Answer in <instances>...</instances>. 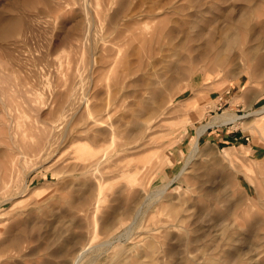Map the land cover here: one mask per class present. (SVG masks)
Masks as SVG:
<instances>
[{"label":"rangeland","instance_id":"1","mask_svg":"<svg viewBox=\"0 0 264 264\" xmlns=\"http://www.w3.org/2000/svg\"><path fill=\"white\" fill-rule=\"evenodd\" d=\"M247 9L237 46L218 55L212 44ZM7 16L21 19L0 37V97L20 103L11 114L23 126L32 121L15 140L34 151L14 154L17 169L5 174L0 264H71L92 232L94 242L122 232L140 204L120 243H151L146 264H264V113L250 115L264 106V0H0ZM80 29L78 46L58 45ZM226 109L245 117L203 133L191 154L196 129ZM1 115L4 138L17 121ZM226 130L248 139L211 133ZM8 141L0 163L12 156Z\"/></svg>","mask_w":264,"mask_h":264},{"label":"bare ground","instance_id":"2","mask_svg":"<svg viewBox=\"0 0 264 264\" xmlns=\"http://www.w3.org/2000/svg\"><path fill=\"white\" fill-rule=\"evenodd\" d=\"M245 4V3H244ZM246 5H247V3H246ZM29 7V6H28ZM249 7V6H248ZM251 7V6H250ZM256 9H257V7H256ZM253 11H254V9H253ZM250 13H252V10L251 9H247V10H245V12L244 13H242L243 15L236 21V19H234L233 17H231V19H234V20H230L229 22H227V21H225V22H227L228 24H227V27H226V29L225 30H223L224 32L221 34L222 36H220V38H217V40H219L218 42H216V43H214V44H212V48H216V51H217V47H219L220 46V44H221V48L220 49H218L219 51H218V55H219V53H222L221 51L223 50V53L226 51V48L228 49L229 47H231V48H233V46H235L236 44H237V42L240 40V36H239V33L241 32L240 31V29L241 28H244L245 26H246V28H247V24L245 25V23H246V21H247V19H249V17L246 19V16L248 15V14H250ZM7 14V13H6ZM11 14V13H10ZM239 15V14H238ZM229 17V16H228ZM17 18H20V17H18L17 16ZM15 16H7L6 18H5V20H4V17H3V20L0 22V37H4V36H6V35H10V36H12V34H13V32L14 31H16L17 29H19V20L17 19ZM21 19V18H20ZM226 19H227V17H226ZM229 19H230V17H229ZM21 23H23L22 21H20ZM25 23V22H24ZM84 23V22H83ZM82 24V23H81ZM23 24H21V26H22ZM87 25V24H86ZM226 25V24H225ZM245 25V26H244ZM26 26V25H25ZM249 26V25H248ZM76 27V26H75ZM263 27V26H262ZM23 28V27H22ZM21 28V29H22ZM83 28V27H82ZM86 28H88V27H86ZM86 28H84V29H86ZM264 28V27H263ZM26 30V29H25ZM76 30V29H75ZM82 29H80V30H77V32L78 31H81ZM90 30V29H89ZM241 30H243V29H241ZM246 30V29H245ZM20 31V30H19ZM29 31V30H28ZM74 30H72V32H73ZM244 31V30H243ZM262 31H264V30H262ZM18 32V31H17ZM25 32V31H24ZM23 32V33H24ZM22 33V34H23ZM27 33H29V32H27ZM74 34H76L75 32H73ZM79 33V32H78ZM81 33V32H80ZM80 33L79 34H76L75 36H73V35H71L70 34V32L68 31V32H66L64 35H62L61 36V38L62 39H59V40H61V41H59V43H58V45L60 44V43H64V42H67V43H69V44H74V46L75 45H77V43H75L74 42V39L76 40V41H79L80 42V37H82V36H80ZM86 34H87V30H86V32H85ZM84 33V34H85ZM244 33V32H243ZM83 34V33H82ZM85 34V35H86ZM242 35V34H241ZM9 36V37H10ZM28 36V35H27ZM7 37V36H6ZM6 37H5V39H6ZM16 37V36H15ZM22 37H23V35H22ZM84 37V36H83ZM14 38V37H13ZM24 38V37H23ZM22 38V39H23ZM27 39V38H26ZM79 39V40H78ZM3 40V39H2ZM18 40H19V38H18ZM17 40V41H18ZM217 40H215V41H217ZM241 42V41H240ZM239 42V43H240ZM22 43H23V41H22ZM21 43V44H22ZM25 43V42H24ZM81 43V42H80ZM16 44V43H15ZM14 45V44H13ZM63 45V44H62ZM208 46H209V44H207ZM243 45V44H242ZM55 46H57V44L55 43ZM78 46V45H77ZM76 46V47H77ZM215 46H217V47H215ZM222 46H223V49H222ZM237 46V45H236ZM235 46V47H236ZM239 46H241L240 44H239ZM244 46V45H243ZM243 46H242V48H243ZM226 47V48H225ZM15 48V47H14ZM241 48V47H240ZM239 48V49H240ZM247 48V47H246ZM251 48V47H250ZM254 48V47H253ZM253 48H251L252 50H249V52H251V53H254L255 54V52H258L259 51V49H258V51H257V49H256V51H255V48L253 49ZM257 48H259L258 47V45H257ZM16 49V48H15ZM18 49V48H17ZM23 49V48H22ZM244 49H245V47H244ZM244 49H242V51L243 52H245L244 51ZM209 50V49H208ZM210 50H212V49H210ZM225 50V51H224ZM31 51V50H30ZM215 50L213 49V52H214ZM22 52H24V51H22ZM212 52V53H213ZM215 53V52H214ZM222 53V54H223ZM240 53H241V49H240ZM214 55V54H213ZM224 55H226V54H224ZM224 55H220L221 57L222 56H224ZM240 55H242V54H240ZM26 56V55H25ZM28 56V55H27ZM215 56V55H214ZM213 56V57H214ZM246 56V55H245ZM254 56V55H253ZM253 56H251L250 55V57H252V59H253ZM30 57V56H29ZM218 58L217 56H216V59L218 58V59H222V58ZM242 57V56H241ZM246 57H248V56H246ZM17 58V57H16ZM25 58V57H24ZM31 58V57H30ZM215 58V57H214ZM246 59V58H245ZM248 59H250V58H248ZM28 60V59H27ZM44 61H45V58H44ZM19 62V61H18ZM23 62V61H22ZM24 63V62H23ZM25 63H27V62H25ZM29 65V64H28ZM28 67V66H27ZM26 70V69H25ZM30 70V69H29ZM27 73H29V72H27ZM28 76V75H27ZM26 79V78H25ZM27 80V81H26ZM24 82V87H28V83L30 84L31 82L29 81V78L28 79H26ZM31 80V79H30ZM22 82V81H21ZM22 84H23V82H22ZM16 85V84H15ZM20 91V90H19ZM22 92V91H21ZM3 93V92H2ZM1 93V95H4V94H2ZM19 94H21V93H19ZM6 95V94H5ZM15 95V94H14ZM25 95V94H24ZM20 96V95H19ZM22 96V95H21ZM22 98H24V97H22ZM24 101H25V99H24ZM26 101H28V99L26 100ZM16 101L13 103V101L12 100H10V101H7L6 99H4V97L3 96H1L0 97V119H1V114H3V117L2 118H4L5 117V119H4V122H6V123H4V125L5 124H7V122L9 123V120L10 119H8L6 116H12V119H13V121H14V119L15 118H13V117H15L16 116V114H11V111L13 110L14 112H16L14 109H19V107H20V103H16ZM26 104H27V102H25ZM166 103V102H165ZM209 104H211V103H209ZM209 107H214V106H209ZM21 109H22V105H21ZM23 111V113L25 112V113H27L26 111H24L23 109L21 110V112ZM20 112V111H19ZM264 113V106L262 107V108H260V109H258V110H256V111H254V112H252L250 115H256L257 117H258V115L260 116V114H263ZM11 114V115H10ZM4 115H6V116H4ZM22 116V115H21ZM17 117H20L19 115L17 116ZM16 117V118H17ZM243 117H245V116H242V115H238V114H236V113H234V112H232V111H229V110H224V111H222L221 113H218V114H216V115H214V116H212V117H209L205 122H203L197 129H196V133H195V138H194V140H193V142H192V145H191V154L192 153H195L197 150H198V148H199V141H198V139H199V137L207 130V128H209V127H211V126H214V125H221V124H229V123H231V124H233V123H237L241 118H243ZM8 120H7V119ZM260 118V117H259ZM30 119V118H29ZM16 120V119H15ZM25 120V119H24ZM96 119H94V121H95ZM98 120V119H97ZM259 120V119H258ZM3 121V120H2ZM17 122H15V124H14V126L15 125H17V128H16V126H15V130H13L12 132H10L9 130H11V129H9V130H7V132L6 133H4V135L6 134V137H4V138H6V140H7V138H8V140L9 141H11V143L10 144H7L6 145V149L7 150H5V151H7V152H10V154H12V156L10 157V156H7V155H9L7 152H6V156L8 157V160L9 161H5L4 163H0V182L2 183V185H3V187H4V189H0V191H6L7 189H8V185H6V184H8L9 182H10V179H7V178H9L8 176H7V178L5 179V174L7 175V174H9V173H11L10 175H12V171H14L15 169H17V160H16V157H14L15 155L14 154H20L21 156L23 155V157L24 156H29V155H31V151L33 150L34 151V144H33V149L30 147V141H27V140H22L23 141V144L21 143L22 141L20 140V144H22V145H20V144H17L16 142V140H15V136H16V134H17V132H18V127H19V124H21V126H23V124H22V121L21 122H19V120L17 119L16 120ZM261 121V120H260ZM25 122V121H24ZM29 122H31L32 123V121L30 120ZM29 122H25L26 124H24V126H23V130L22 131H20V132H22L21 134L23 135V132L24 131H26V134H27V132L29 131L30 132V129L32 128L31 127V125L29 124L28 126H27V123H29ZM95 122H97V121H95ZM14 122H12V124H13ZM11 124V123H10ZM9 124V125H10ZM3 125V124H2ZM3 127V126H2ZM7 127H8V125H7ZM6 127V128H7ZM29 127H30V129H29ZM5 128V127H4ZM5 128V129H6ZM10 128V127H9ZM11 128H12V126H11ZM12 128V129H13ZM259 129V128H258ZM32 130V129H31ZM20 132H19V135H20ZM28 132V133H29ZM264 134V133H263ZM22 135H20L19 136V138L20 137H22ZM29 136H30V134H29ZM29 136H27V137H29ZM2 137V136H1ZM0 137V140L1 139H4L3 137L1 138ZM33 137V136H32ZM18 138V137H17ZM19 138H18V140H19ZM23 139H24V136L22 137ZM22 138H20V139H22ZM27 139H29V138H27ZM8 141V142H9ZM26 141L27 142H29L28 144H26ZM6 142V141H5ZM7 142V143H8ZM24 142H25V145H24ZM19 143V142H18ZM18 145H20V146H18ZM24 145V146H23ZM31 145H32V143H31ZM2 146V145H1ZM3 150V149H2ZM5 151L3 152V153H5ZM0 154H2V152L0 153ZM2 155H4V154H2ZM191 157V156H190ZM10 158V159H9ZM20 159V158H19ZM8 162V163H7ZM19 162V161H18ZM2 174H4L3 175V178H2ZM129 174V173H128ZM124 175V174H123ZM126 175H127V173H126ZM125 175V176H126ZM125 176H123V177H125ZM7 180H9V181H7ZM107 180L108 179H106L104 176H100L98 179H97V182H96V188H97V191H96V194H95V197H94V202H93V206H92V208H90L91 210H92V214L94 215H92V221H93V224H92V227H93V229H94V231H96V229H97V219L95 218V215L97 214V212H98V210H99V207H100V202L102 201V193H103V190H104V188H105V186H106V182H107ZM130 185V184H129ZM1 187V186H0ZM7 187V188H6ZM166 187V186H165ZM165 187H162L161 189H159V190H157V191H155V192H153V193H151L150 195H148L147 196V198L149 199V200H152L153 199V197L157 194V193H162L163 191H164V189H165ZM6 188V189H5ZM3 191V192H4ZM1 194V193H0ZM145 200V199H144ZM1 201V200H0ZM84 202H88L87 201V199L86 200H84L80 205L78 204V206H81V205H83L84 204ZM89 204V203H88ZM263 205V204H262ZM77 206V207H78ZM85 208H88V206L87 207H85ZM141 210H142V205L140 204V206L137 208V211H136V213H135V217H133V219H132V222L131 223H129L128 225H126V227H125V229L122 231V232H112L111 234H110V236H108V237H106V238H104V239H102V240H100L99 242L98 241H96V242H94V233L95 232H92L93 233V235L92 234H90L91 236H93V237H91V240L89 239L88 241H86L85 243H83V244H81L79 247H77L75 250H74V254L72 253V254H70V255H72V258H71V264H82L86 259H90L91 258V260L90 261H87V264H146V258H147V256L149 255H151L150 256V258L154 255V253H156V252H154V248H153V246H152V244L150 243V244H147L148 242H146L145 241V239H143L142 237L139 239V238H137V240H136V242L131 246H128V245H125V243H120V242H122V241H125V240H127V239H129L130 237H131V235H132V230H133V227H134V224H135V222H136V219H137V216L140 214V212H141ZM90 211V210H89ZM86 212H87V210H86ZM233 217V216H232ZM121 219V218H120ZM112 220V219H111ZM123 220H125V219H123ZM232 220V219H231ZM91 221V222H92ZM108 221V220H107ZM106 221V222H107ZM104 223H106L105 221H103ZM102 222V223H103ZM112 222H113V220H112ZM112 222L110 223V222H108L109 224H111L112 225ZM108 223L107 224H105V225H108ZM90 225H91V223H90ZM104 225V224H103ZM105 225H104V227H105ZM228 226V225H227ZM107 227H109V225L107 226ZM106 227V228H107ZM112 227H113V225H112ZM105 228V229H106ZM110 228V227H109ZM229 228V227H228ZM103 229V228H102ZM231 231L230 229H226V231ZM91 231H92V229H91ZM98 232V231H97ZM101 232V231H100ZM227 236H228V234H227ZM139 237V236H138ZM81 239V238H80ZM101 239V238H100ZM227 239V238H226ZM114 240H116V241H118L119 242V249H117V250H113L112 248H113V244H114ZM20 242V241H19ZM1 247V246H0ZM2 249H0V251H1ZM154 252V253H153ZM153 254V255H152ZM155 256V255H154ZM156 257H157V255H156ZM153 258V257H152ZM148 259V258H147ZM155 259H157V258H155ZM209 260V259H208ZM208 260H206V261H208ZM211 260V259H210ZM148 261V260H147ZM149 261H151V259L149 260ZM212 263V262H211ZM148 264H149V262H148Z\"/></svg>","mask_w":264,"mask_h":264},{"label":"crops","instance_id":"3","mask_svg":"<svg viewBox=\"0 0 264 264\" xmlns=\"http://www.w3.org/2000/svg\"><path fill=\"white\" fill-rule=\"evenodd\" d=\"M224 125H227V124L211 126V127L207 128V130L205 132L209 131V129H212L214 127H221V126H224ZM211 133H212V135L217 136V138H219L223 142H236V141H243L244 138L248 139V137L244 136V134H242L240 132H233V130H226V132L218 131V132H211Z\"/></svg>","mask_w":264,"mask_h":264}]
</instances>
